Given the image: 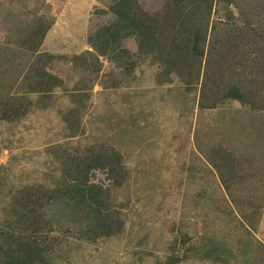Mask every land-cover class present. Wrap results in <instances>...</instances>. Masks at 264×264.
Segmentation results:
<instances>
[{
    "label": "rangeland",
    "instance_id": "rangeland-1",
    "mask_svg": "<svg viewBox=\"0 0 264 264\" xmlns=\"http://www.w3.org/2000/svg\"><path fill=\"white\" fill-rule=\"evenodd\" d=\"M118 1L0 0V101L27 102L0 121V243L18 190L57 187L67 158L115 154L123 182L101 171L89 181L107 192L119 233L93 238L72 203L51 205L45 264H264V109H201L200 79L184 87L120 29L108 41ZM165 1L134 3L151 15ZM236 4L213 7L217 31L235 27L240 7L264 18V0ZM32 32H44L34 51ZM36 60L59 83L43 96L24 87Z\"/></svg>",
    "mask_w": 264,
    "mask_h": 264
},
{
    "label": "trees",
    "instance_id": "trees-1",
    "mask_svg": "<svg viewBox=\"0 0 264 264\" xmlns=\"http://www.w3.org/2000/svg\"><path fill=\"white\" fill-rule=\"evenodd\" d=\"M128 3L119 0L111 9L116 22L110 26L112 29H103L108 41L120 29L122 39L133 36L138 53L155 55L164 71L177 76L184 87L200 79L201 109H212L226 99L264 109V18L255 4L249 6L253 10L237 9L241 19L233 29L217 31L210 22L213 7L236 6V0H166L151 15L140 11L134 0L133 6ZM150 17H155L151 24L146 21ZM43 34L32 32L27 37L30 47L26 50L34 51ZM37 63L31 62L28 67L24 87L28 94L43 96L59 83ZM1 99L0 121H15L26 114L25 102ZM92 171L104 172L114 186L123 182L117 155L90 153L63 162L61 184L57 187L23 188L12 196L10 210L14 219L11 231L0 243V264H45V235L51 230L45 214L49 206L60 202L72 203L89 220L85 229L93 238L119 233L120 224L108 209L107 192L89 181Z\"/></svg>",
    "mask_w": 264,
    "mask_h": 264
},
{
    "label": "crops",
    "instance_id": "crops-1",
    "mask_svg": "<svg viewBox=\"0 0 264 264\" xmlns=\"http://www.w3.org/2000/svg\"><path fill=\"white\" fill-rule=\"evenodd\" d=\"M138 6V5H137Z\"/></svg>",
    "mask_w": 264,
    "mask_h": 264
}]
</instances>
